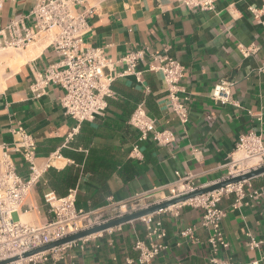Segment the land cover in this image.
Returning <instances> with one entry per match:
<instances>
[{"label": "crops", "instance_id": "1", "mask_svg": "<svg viewBox=\"0 0 264 264\" xmlns=\"http://www.w3.org/2000/svg\"><path fill=\"white\" fill-rule=\"evenodd\" d=\"M40 1H7L0 13V29L24 20L33 30L32 11ZM86 3L94 9L84 37L87 47L103 49L115 62L146 50L136 69L140 77H118L108 109L94 121L78 124L68 116L61 104L64 91L57 85H50L40 97L33 91L36 80L59 61L48 34L15 56L0 51V140L10 141L9 130L21 123L37 141L38 164L52 163L25 201L29 210L21 220L35 225L49 218L43 202L49 191L63 198L74 190L77 209L96 212L113 202L172 185L179 177L193 176L198 186L218 183L228 176L243 135L253 132L264 144V12L261 23L251 13V9L261 10L264 0H213V9L188 7L182 0ZM39 46L42 50L28 58ZM241 47L254 53L245 57ZM153 55L176 59L186 69L183 85L190 112L186 125L170 110L162 75L149 70ZM23 58L27 59L22 64L16 62ZM125 69L124 63L116 64L117 73ZM220 82L229 84L228 104L212 99ZM139 105L156 120V129L170 131L175 142L159 146L151 136L142 139L129 125ZM16 160L19 174L27 178V166L19 157ZM55 160L63 162V167L54 165ZM252 182L264 190V175ZM234 201L230 197L220 203L227 211L222 228L229 242L220 257L248 264L264 253V245L256 251L246 246L248 235L264 240V194L256 200L247 199L239 209H233ZM202 214L201 209L186 207L178 217H163L169 248L154 264H208L209 231L200 225ZM187 228H195V232L184 238L181 232ZM143 237L142 223H128L91 241L83 250L75 249V258L58 264L136 262L134 245Z\"/></svg>", "mask_w": 264, "mask_h": 264}, {"label": "built area", "instance_id": "2", "mask_svg": "<svg viewBox=\"0 0 264 264\" xmlns=\"http://www.w3.org/2000/svg\"><path fill=\"white\" fill-rule=\"evenodd\" d=\"M7 1L16 0H0V13ZM182 1L188 7L213 9V0ZM84 2L86 0H43L32 11L33 30L25 26L24 20L12 21L0 29V51L20 52L43 34L52 37L51 46L59 61L45 71L32 88L35 93L37 92V97H40L50 85L59 86L64 91L62 107L78 124L92 122L96 117L104 115L108 109V100L114 97L112 89L114 81L118 77H140L136 69L146 55V50L134 51L115 62L105 55L103 49L87 47L84 37L90 30L89 19L94 15V9ZM83 4L85 6L80 11L79 6ZM263 12L264 7L261 10L251 9L254 19L260 23ZM240 51L245 57L254 53V50L244 47H241ZM153 62L149 70L162 75L170 110L183 125L188 124L190 112L186 103L189 97L183 85L186 72L184 65L176 59L160 58L157 55H153ZM117 63L126 65L122 73L116 72ZM212 99L221 104L230 103L229 84L218 83L213 89ZM129 125L141 134L142 139L151 136L159 146L175 142V137L170 131L156 129V120L149 115L144 105H139L135 109ZM9 134L10 141L0 140V263L9 261L7 264H58L72 260L75 258L72 253L75 249L83 250L91 241L103 237L104 234L110 235L120 230L122 226L29 257L25 255L68 236L210 186H198L193 176L179 177L172 185L154 189L127 201L113 202L91 213L77 209L76 191H70L63 198L49 191L43 195L49 213L48 220L40 225L31 224L21 220V214L29 210L25 209V201L40 183L43 175L52 167V163L38 164L37 141L21 123L10 129ZM135 152H138L137 147ZM237 153H242L245 160L237 162L234 158L228 176L219 182L242 176L264 166V144L253 132L241 137L236 147ZM53 156L61 157L59 154ZM16 157L27 166V178L19 174ZM252 159H258V163L247 164V161ZM263 194V189L255 188L252 180H246L142 217L137 222L144 225L145 237L138 239L134 245V250L138 253L136 262L129 260L127 264H154L156 258L169 248L166 241L168 231L163 217L167 215L178 217L186 207L201 209L203 212L200 225L209 231L208 264H238L220 257L229 248L222 228L227 211L220 207V203L224 198L234 197L232 207L239 209L247 199L256 200ZM194 232L195 228H187L181 232V236L189 238ZM248 237L246 246L250 251L259 250L264 245V240L255 239L251 235ZM248 264H264V253L259 260Z\"/></svg>", "mask_w": 264, "mask_h": 264}, {"label": "water", "instance_id": "3", "mask_svg": "<svg viewBox=\"0 0 264 264\" xmlns=\"http://www.w3.org/2000/svg\"><path fill=\"white\" fill-rule=\"evenodd\" d=\"M262 175H264V166L257 168L255 170H252V171H250V172H248L242 176L231 178V179H228L226 181H222V182H218V183H215L213 185H210L209 187L199 189L190 195H186L184 197H181V198H178V199H175L172 201H167V202H163V203L158 204V205H154L152 207L138 211L136 213H132L129 215H125L121 218L111 220L108 223H105L103 225L95 226V227L88 229L86 231H82V232L77 233L75 235L68 236L65 239H62V240L54 242L48 246H45L41 249L30 252V253L26 254L25 256L29 257L33 254L48 251V250H51V249L56 248L58 246L68 244V243H71L74 241H78V240H81L83 238H86V237H89V236H92V235H95V234L116 228L118 226H123V225L128 224V223L136 222V221L140 220L142 217L155 214V213H157L161 210L167 209V208H169L175 204L185 202V201L192 199V198H195L197 196L208 194V193L213 192L215 190H219L221 188L226 187L227 185L235 184V183L246 181V180H252V179H255V178L262 176ZM7 263H9V261L4 262V263H0V264H7Z\"/></svg>", "mask_w": 264, "mask_h": 264}, {"label": "bare ground", "instance_id": "4", "mask_svg": "<svg viewBox=\"0 0 264 264\" xmlns=\"http://www.w3.org/2000/svg\"><path fill=\"white\" fill-rule=\"evenodd\" d=\"M43 42H45V41H43ZM41 43V42H40ZM42 46V45H41ZM37 51L36 52H33V50H31L30 51V56L28 57V58H30V57H32V56H34V55H36V54H38L41 50H42V48H40V46L36 49ZM27 56H28V54H27ZM26 56V57H27ZM18 57H20V55L18 56ZM27 59V58H26ZM25 58H23V59H19V60H16V62L17 63H19V64H22L25 60H26ZM9 61V60H8ZM7 64H8V62H7ZM2 83V82H1ZM238 155L236 156V161L237 162H241V161H243L244 160V158H243V154H239V153H237ZM56 161V160H55ZM258 163V159H252V160H248L247 161V164H249V165H256ZM54 165H57V167H59V168H61V167H63V165H64V163L63 162H59V161H56V162H54ZM22 215H26V213H23V214H21V216Z\"/></svg>", "mask_w": 264, "mask_h": 264}, {"label": "rangeland", "instance_id": "5", "mask_svg": "<svg viewBox=\"0 0 264 264\" xmlns=\"http://www.w3.org/2000/svg\"><path fill=\"white\" fill-rule=\"evenodd\" d=\"M46 34H43V37L45 36ZM48 37H49V39L51 40L52 39V37L50 36V35H47ZM4 54H6V55H17V54H19V52H16V51H13V50H8V51H5L4 52ZM7 65V64H6ZM1 82V81H0ZM239 154H242V153H239ZM243 158H244V160H245V157H244V155H243ZM236 159V158H235ZM43 202H44V200H43Z\"/></svg>", "mask_w": 264, "mask_h": 264}, {"label": "trees", "instance_id": "6", "mask_svg": "<svg viewBox=\"0 0 264 264\" xmlns=\"http://www.w3.org/2000/svg\"><path fill=\"white\" fill-rule=\"evenodd\" d=\"M61 155V154H60ZM38 156H39V152H38Z\"/></svg>", "mask_w": 264, "mask_h": 264}]
</instances>
